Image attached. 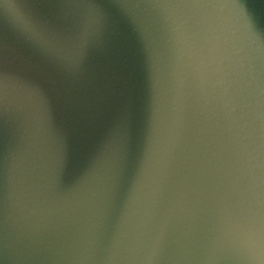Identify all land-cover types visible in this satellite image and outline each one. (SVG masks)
I'll list each match as a JSON object with an SVG mask.
<instances>
[{"label":"water","instance_id":"95a60500","mask_svg":"<svg viewBox=\"0 0 264 264\" xmlns=\"http://www.w3.org/2000/svg\"><path fill=\"white\" fill-rule=\"evenodd\" d=\"M248 6L0 0V264H264Z\"/></svg>","mask_w":264,"mask_h":264},{"label":"snow or ice","instance_id":"6c2138e0","mask_svg":"<svg viewBox=\"0 0 264 264\" xmlns=\"http://www.w3.org/2000/svg\"><path fill=\"white\" fill-rule=\"evenodd\" d=\"M233 4L236 7L242 8L245 10V12L249 15L250 19L252 20V15L251 12L249 11V0H233ZM33 92L35 94H39V90L38 89H33Z\"/></svg>","mask_w":264,"mask_h":264}]
</instances>
